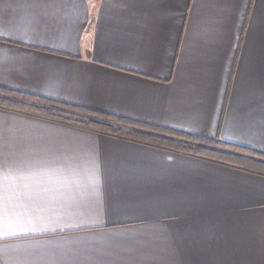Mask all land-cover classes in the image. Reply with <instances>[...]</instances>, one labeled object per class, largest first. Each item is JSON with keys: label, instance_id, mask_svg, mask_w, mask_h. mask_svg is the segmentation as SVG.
I'll use <instances>...</instances> for the list:
<instances>
[{"label": "crops", "instance_id": "0c3cea01", "mask_svg": "<svg viewBox=\"0 0 264 264\" xmlns=\"http://www.w3.org/2000/svg\"><path fill=\"white\" fill-rule=\"evenodd\" d=\"M0 86L264 151V0H0ZM0 264H264V172L0 107Z\"/></svg>", "mask_w": 264, "mask_h": 264}, {"label": "trees", "instance_id": "16d2710c", "mask_svg": "<svg viewBox=\"0 0 264 264\" xmlns=\"http://www.w3.org/2000/svg\"><path fill=\"white\" fill-rule=\"evenodd\" d=\"M0 107L264 172V151L0 86Z\"/></svg>", "mask_w": 264, "mask_h": 264}]
</instances>
